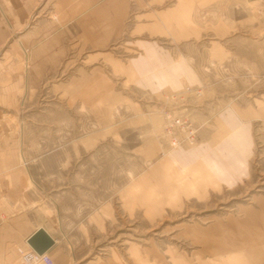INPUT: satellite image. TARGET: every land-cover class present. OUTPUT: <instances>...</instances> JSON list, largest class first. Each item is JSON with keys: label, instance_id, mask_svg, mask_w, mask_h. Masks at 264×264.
<instances>
[{"label": "rangeland", "instance_id": "374dc122", "mask_svg": "<svg viewBox=\"0 0 264 264\" xmlns=\"http://www.w3.org/2000/svg\"><path fill=\"white\" fill-rule=\"evenodd\" d=\"M134 14L98 55L72 46L45 74H21L15 37L0 47V264H20L39 226L56 264H264V0L192 15L206 35L180 57L191 74L155 91L111 62ZM166 110L199 126L194 143L168 148ZM199 150L239 152L240 181L219 183L216 158L204 184Z\"/></svg>", "mask_w": 264, "mask_h": 264}, {"label": "crops", "instance_id": "0c3cea01", "mask_svg": "<svg viewBox=\"0 0 264 264\" xmlns=\"http://www.w3.org/2000/svg\"><path fill=\"white\" fill-rule=\"evenodd\" d=\"M42 2L0 0V47L15 37L16 62L27 64L21 74H45L46 64L63 61L72 46L87 52L88 41L98 55L105 46V38H119L123 19L135 9V22L128 29L129 54L113 58L111 62L119 63V72L127 74L129 80L155 91L173 86L172 82L179 81L177 74H191L180 57L191 46L190 42L206 35L205 28L192 15L214 10L227 0H45L43 9H47L40 17L41 12L37 10ZM53 12L56 14L51 16ZM74 24L76 35L71 34ZM77 37L86 42L73 43L72 38ZM159 74L167 75L168 78H162L163 82L168 80L165 85L158 80ZM237 122L230 120V124H223L230 128L222 133L237 135ZM202 151L197 156L193 154L192 167L198 175L207 177H201L204 184L216 183L215 174L210 171L216 158L222 159L216 162L223 168L219 183H228L232 178L240 181L242 173L235 169L244 163L241 161L244 157L239 152L222 151L215 157V152Z\"/></svg>", "mask_w": 264, "mask_h": 264}, {"label": "built area", "instance_id": "2783aa9c", "mask_svg": "<svg viewBox=\"0 0 264 264\" xmlns=\"http://www.w3.org/2000/svg\"><path fill=\"white\" fill-rule=\"evenodd\" d=\"M199 126L184 115L165 111V128L161 138L168 148H178L186 143H194L198 138ZM164 152V151H163ZM162 152V155H165ZM20 264H56L49 252L39 253L28 243L17 248Z\"/></svg>", "mask_w": 264, "mask_h": 264}, {"label": "water", "instance_id": "95a60500", "mask_svg": "<svg viewBox=\"0 0 264 264\" xmlns=\"http://www.w3.org/2000/svg\"><path fill=\"white\" fill-rule=\"evenodd\" d=\"M27 242L39 253L47 252L55 245V239L43 227H39L31 234L27 238Z\"/></svg>", "mask_w": 264, "mask_h": 264}, {"label": "bare ground", "instance_id": "6f19581e", "mask_svg": "<svg viewBox=\"0 0 264 264\" xmlns=\"http://www.w3.org/2000/svg\"><path fill=\"white\" fill-rule=\"evenodd\" d=\"M48 232V231H47ZM50 234V233H49ZM52 236V235H51ZM53 237V236H52ZM28 243V242H27ZM47 252H49V251H47ZM45 253V252H44Z\"/></svg>", "mask_w": 264, "mask_h": 264}]
</instances>
